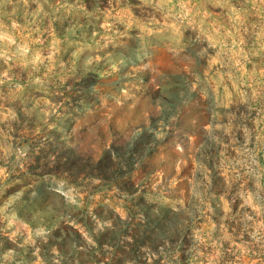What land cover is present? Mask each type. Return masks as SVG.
Here are the masks:
<instances>
[{
	"label": "rangeland",
	"instance_id": "374dc122",
	"mask_svg": "<svg viewBox=\"0 0 264 264\" xmlns=\"http://www.w3.org/2000/svg\"><path fill=\"white\" fill-rule=\"evenodd\" d=\"M0 264H264V0H0Z\"/></svg>",
	"mask_w": 264,
	"mask_h": 264
}]
</instances>
